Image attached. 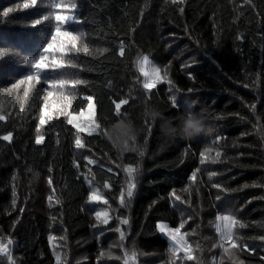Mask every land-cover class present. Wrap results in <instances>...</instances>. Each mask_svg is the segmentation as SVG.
Returning <instances> with one entry per match:
<instances>
[{"label":"trees","instance_id":"trees-1","mask_svg":"<svg viewBox=\"0 0 264 264\" xmlns=\"http://www.w3.org/2000/svg\"><path fill=\"white\" fill-rule=\"evenodd\" d=\"M26 3L0 0V264H264V0ZM58 13L77 16L61 25L74 42L52 41ZM143 57L159 70L150 90ZM89 98L91 135L68 123ZM160 222L183 223L193 259Z\"/></svg>","mask_w":264,"mask_h":264},{"label":"snow or ice","instance_id":"snow-or-ice-1","mask_svg":"<svg viewBox=\"0 0 264 264\" xmlns=\"http://www.w3.org/2000/svg\"><path fill=\"white\" fill-rule=\"evenodd\" d=\"M33 5H37V0H31V4H27L26 3L25 4V7H30V6H33ZM55 7L60 8V7H65V5H63L61 3V4L55 5ZM67 7H70L73 10V12H75V10L77 9L78 5H77V3H72V4L68 5ZM5 15H7V11L5 12ZM43 19L44 20H48L49 19V16L48 15H44L43 16ZM55 20L57 22L56 29H55L56 35L52 36V41L53 42L56 41L57 36L67 37L68 40L73 41V42L78 38L70 30H68L67 27H65L63 29V31L61 30V25H67V24H70V23H73V22H78V18H77L76 15L73 14L72 16H66L64 14H59L58 13V14L55 15ZM40 23H41V19H37V20L34 21V25H38ZM51 48H52V43L49 42L42 49V52H48L49 49H51ZM4 52H5V50L0 49V56H3L4 55ZM44 61H45V57L43 55H41L39 57V59L32 66L35 67V68H37V69H42V68L45 67ZM146 62H147V58H145V63ZM59 66L60 65L58 64L57 67H59ZM141 72L146 77L149 76V75H151V76L154 77L152 80L144 83V88L150 90L151 88L155 87V82H156L157 79H159V76H158L159 70L153 68L151 70V73H150L149 71H147L145 68L142 67L141 68ZM35 76H36V78L38 80H40V73L39 72H37L35 74ZM32 79H33V76L32 75H29L27 77V80H29V81H31ZM79 82L80 81H78V80H73V81H68V80H53V81H50V83L53 86H55L56 84H59V85L63 86L65 84H67V83H72L74 85V84H77ZM16 86H18V85H14V87H16ZM25 95H27V91H25ZM126 103H127V100H122L119 103H117L116 104L117 110L120 109V107H121L122 104H126ZM3 119H4V116L0 115V120H3ZM189 119H191V118H189ZM44 123H45V119H44V116L42 114L41 115V118H40V124H44ZM68 123L69 124H73V120L72 119H69ZM73 126L74 127H77L78 130H85V129H82L79 124H73ZM87 131H88V134L89 135L92 134L91 128L87 129ZM0 139L9 140L10 139V136H3V137H0ZM40 139L41 138H38L37 139V143L40 142ZM76 145H77L78 148L83 147V145H82V143H81V141L79 139H77ZM216 155L219 156L220 153L217 152ZM201 158H202V161H203V159L205 158V152H201ZM88 162L89 163H92L91 160H89ZM126 171H128L129 174H131L134 170L132 168H128V169H126ZM132 187H134V185H130L129 193H128L129 196H131V194H132L131 193V188ZM89 199L90 200H93V199L99 200V199H101V197L98 194H96V193H92V194H90ZM95 215H96V217H97L98 220L103 215L105 217V219L103 220V223H105V224L108 223L107 213H101V212L97 211L95 213ZM218 219H220V218H218ZM222 219L224 221H229L231 218L228 217V216H224ZM125 223H126V221H125ZM231 223L235 224L236 221L235 220H231ZM182 227H183V223L178 228H168L167 229L168 235H169V237L172 240L173 245H174V247L172 248L173 254L175 255L176 253L183 251L185 253V257L187 259H193V256L191 254V251L189 250V247L190 246H189V244L184 239V235H186V234H181V228ZM241 227H243V225H241ZM161 230L164 231L166 229H165V227H161ZM118 231H119V229H118ZM218 231H220V230L218 229ZM220 236H221V240H229V241H231L232 238H233V233H232V231H231L230 228H226L224 231H220ZM121 238L123 239V235L122 234H121ZM231 246L233 248H235L236 247V244L235 243H232ZM227 251H228V249L225 248V252H227ZM133 255H135V254H133Z\"/></svg>","mask_w":264,"mask_h":264},{"label":"rangeland","instance_id":"rangeland-1","mask_svg":"<svg viewBox=\"0 0 264 264\" xmlns=\"http://www.w3.org/2000/svg\"><path fill=\"white\" fill-rule=\"evenodd\" d=\"M145 68L147 71H149L151 73V70L153 68L157 69L148 59H147V62L145 63V57H143L141 60H140V64H139V69L141 71V68ZM142 73V72H141ZM143 75V74H142ZM154 77L149 75V76H145L143 75V82H148L150 80H152ZM69 119H72L73 120V124H79L81 126L82 129H85V130H81V131H84V132H87V129L91 128L92 130V133L93 132H96V129L94 128V125H93V121H94V108H93V102H92V99L89 98V102H88V105L86 106V108L84 110H82L80 113L78 114H75V115H71L69 117ZM68 119V120H69ZM72 124V125H73ZM77 128V127H76ZM42 141V139H40V142ZM39 142V143H40ZM224 216H228V215H225V214H222V215H219L217 217V220L215 222V227L216 229L220 230V231H224L226 228H230L231 229V219L229 221H224L222 218ZM229 217V216H228ZM220 218V219H218ZM158 225V228H159V231L161 232V234L163 236H165L169 242L173 245V242L172 240L170 239L169 235H168V232H167V229L168 228H171L169 227L166 223H163V222H160L157 224ZM161 227H165L166 230L162 231L161 230ZM220 231L219 234H220ZM181 234H183L181 232ZM185 239V238H184ZM186 241V240H185ZM223 241H227V240H223ZM180 253L184 254L185 253L183 251H181Z\"/></svg>","mask_w":264,"mask_h":264},{"label":"clouds","instance_id":"clouds-1","mask_svg":"<svg viewBox=\"0 0 264 264\" xmlns=\"http://www.w3.org/2000/svg\"><path fill=\"white\" fill-rule=\"evenodd\" d=\"M182 127L187 137L191 138L202 130V121H200L194 113L189 112L182 121Z\"/></svg>","mask_w":264,"mask_h":264}]
</instances>
